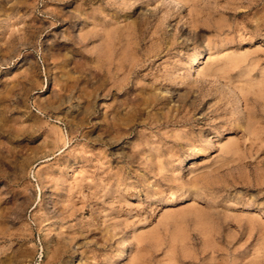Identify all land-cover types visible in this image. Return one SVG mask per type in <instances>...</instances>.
<instances>
[{
  "label": "rangeland",
  "instance_id": "374dc122",
  "mask_svg": "<svg viewBox=\"0 0 264 264\" xmlns=\"http://www.w3.org/2000/svg\"><path fill=\"white\" fill-rule=\"evenodd\" d=\"M0 264H264V0H0Z\"/></svg>",
  "mask_w": 264,
  "mask_h": 264
},
{
  "label": "bare ground",
  "instance_id": "6f19581e",
  "mask_svg": "<svg viewBox=\"0 0 264 264\" xmlns=\"http://www.w3.org/2000/svg\"><path fill=\"white\" fill-rule=\"evenodd\" d=\"M175 1H178V0H175ZM92 27V26H91ZM88 36V35H87ZM81 43V42H80ZM204 51V50H203ZM203 51L199 53V56L196 55L192 58L190 64H189V68H190V71L191 72H195L196 71V64L198 63V61L200 60V58L202 57L203 55ZM133 69V68H132ZM197 73V72H196ZM178 120V119H177ZM182 121V120H181ZM198 151V150H197ZM202 153H200V151L198 153H195V155H187L189 158H193L194 156H198ZM95 229V228H94ZM93 229V230H94ZM139 243V242H138ZM126 253L125 249L121 250V256H124V254Z\"/></svg>",
  "mask_w": 264,
  "mask_h": 264
}]
</instances>
